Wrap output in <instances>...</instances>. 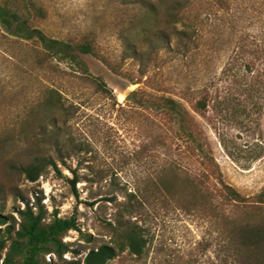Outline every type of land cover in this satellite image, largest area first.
Segmentation results:
<instances>
[{
  "label": "rangeland",
  "instance_id": "obj_1",
  "mask_svg": "<svg viewBox=\"0 0 264 264\" xmlns=\"http://www.w3.org/2000/svg\"><path fill=\"white\" fill-rule=\"evenodd\" d=\"M129 1L0 0V4L27 15L33 3L42 8L43 16H34L32 24L49 37L76 42L87 36L110 61L122 62V32L130 33L139 50L149 49V41L132 29L139 12ZM214 1L196 0L191 7L192 14L211 12L198 48L148 73L153 85H162L164 91L132 83L94 56L77 51L84 66L55 59L40 64L37 43L12 37L0 26V209L18 220L16 210L39 199L47 220L53 214L75 217L81 231L92 238L86 241L69 230L63 237L69 248L63 260L82 258L89 249L107 243L106 222L113 219L117 203L131 193L133 204L141 205L132 219L145 233V253L136 257L124 251L112 264H218L211 223L183 212L153 186L156 170L168 160L195 168L196 159L179 153L183 142L168 136L163 116L134 103L141 92L128 96L142 89L178 98L182 87L199 90L209 84L215 95L217 89L233 86V77L223 78L221 71L233 58L240 35H249L247 44H261L264 0H228L231 8L218 16L212 13ZM160 9L162 16L164 6ZM160 26H165L162 21ZM122 63L123 69L137 75L136 61L126 58ZM91 78L109 91L99 90ZM50 89L59 93L61 105L56 109L43 104ZM219 94L214 104L225 93ZM192 114L208 138L223 180L242 195L258 193L264 186V109L257 120L232 109ZM46 157L55 161L61 175L47 166L30 182L10 166ZM73 173L78 176L75 188L70 182ZM48 257L52 264H63L53 254Z\"/></svg>",
  "mask_w": 264,
  "mask_h": 264
},
{
  "label": "trees",
  "instance_id": "obj_2",
  "mask_svg": "<svg viewBox=\"0 0 264 264\" xmlns=\"http://www.w3.org/2000/svg\"><path fill=\"white\" fill-rule=\"evenodd\" d=\"M195 2L129 1L139 12L132 29H136L138 34L149 41V49L145 52L138 49L129 32L120 35L121 61L130 58L137 62L135 77L123 69L122 62H112L102 54L92 38L83 36L72 42L46 35L32 24L34 16H43L42 8L33 3L27 15L0 4V26L12 37L37 43L41 52L37 54V62L40 64L55 59L84 66L77 57V51L94 56L112 72L125 76L132 83H146L157 91H164L162 85H153L148 73L157 70L167 61L188 56L198 48L203 27L211 12L192 14L191 7ZM214 5L212 13L215 16L227 13L231 8L228 0H215ZM162 6L165 11L161 16ZM161 21L164 27L160 26ZM259 34L260 45L247 44L249 35L242 34L237 39L233 46V58L221 71L223 78L229 75L233 77V86L221 88V91L217 89L215 95L211 93L213 84L199 90L182 87L177 91L178 98L152 94L142 89L133 90L128 95L141 92L133 99L134 103L138 107L152 108L163 116L168 122V136L183 142L178 148L179 153L196 159L198 167L195 168L179 165L173 159L168 160L156 170L153 186L161 197L164 195L183 212L205 218L211 223L215 233L218 264H264V186L255 195L245 196L223 180L208 138L192 111L204 115L209 108H217L220 112L232 109V112L245 118L251 114L255 120L260 117L264 109V31ZM90 80L99 90L109 91L96 78ZM49 93L43 104L52 109L60 107L59 93L54 89H50ZM219 93L225 94L221 101L214 104V97H220ZM181 99L188 103V107ZM53 131L57 138L58 129ZM10 166L18 169L30 182L36 181L47 166H52L57 174H62L50 157L35 158L26 165ZM77 181L78 176L73 173L70 179L73 188ZM132 196L130 193L127 199L117 203L113 219L106 222L109 241L89 249L82 258L71 260L62 259L63 254L69 250L68 244L63 241L67 232L75 230L86 241L92 238L89 233L81 231L75 217L62 218L53 214L47 220L39 199L35 205L26 202L24 208L17 209L18 220L0 209V264H52L49 254L63 260V264H112L111 260L124 251L136 257L143 256L147 242L145 233L137 219H132L141 205L135 206L130 198Z\"/></svg>",
  "mask_w": 264,
  "mask_h": 264
}]
</instances>
